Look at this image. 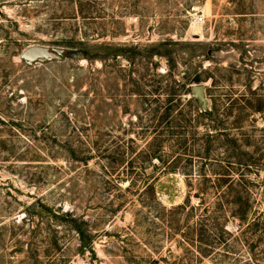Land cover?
I'll return each instance as SVG.
<instances>
[{
    "label": "rangeland",
    "instance_id": "rangeland-1",
    "mask_svg": "<svg viewBox=\"0 0 264 264\" xmlns=\"http://www.w3.org/2000/svg\"><path fill=\"white\" fill-rule=\"evenodd\" d=\"M0 264H264V0H0Z\"/></svg>",
    "mask_w": 264,
    "mask_h": 264
},
{
    "label": "water",
    "instance_id": "water-1",
    "mask_svg": "<svg viewBox=\"0 0 264 264\" xmlns=\"http://www.w3.org/2000/svg\"><path fill=\"white\" fill-rule=\"evenodd\" d=\"M60 51H58L59 53ZM58 58V57H57ZM56 59L55 54L49 49L37 47L27 56V61L30 63L42 61H50ZM193 97L199 102L204 112L208 111V102L206 100V89L203 85L194 86L192 88Z\"/></svg>",
    "mask_w": 264,
    "mask_h": 264
},
{
    "label": "trees",
    "instance_id": "trees-1",
    "mask_svg": "<svg viewBox=\"0 0 264 264\" xmlns=\"http://www.w3.org/2000/svg\"><path fill=\"white\" fill-rule=\"evenodd\" d=\"M195 82L196 83H200L201 82V80H200V78H196L195 79ZM196 100V99H195ZM197 101V100H196ZM198 102V101H197ZM198 104H199V102H198ZM200 106V105H199ZM200 113H199V115H198V118L199 119H203V118H211V117H213V113H212V111H210L209 110V108H208V111H206V112H204L203 110H202V108H201V106H200ZM210 133H212V132H210ZM210 135H213V134H210ZM154 143L155 142H152L151 144H149V149H147L146 150V153L144 152V154H146L147 155V158H149L150 160H152V159H158V160H162V157L160 156V155H158V153H159V149H157L156 151H153L151 148H152V146H154ZM151 150V151H150ZM176 166V165H175ZM175 166H172V170H175ZM247 170H251V167L249 166V165H247ZM147 189H151V185H148L147 186ZM183 207L184 206H178V209H183ZM200 237H201V243L203 242V235L200 233Z\"/></svg>",
    "mask_w": 264,
    "mask_h": 264
},
{
    "label": "built area",
    "instance_id": "built-area-1",
    "mask_svg": "<svg viewBox=\"0 0 264 264\" xmlns=\"http://www.w3.org/2000/svg\"><path fill=\"white\" fill-rule=\"evenodd\" d=\"M197 21H202L203 19L200 17V18H198V19H196Z\"/></svg>",
    "mask_w": 264,
    "mask_h": 264
}]
</instances>
